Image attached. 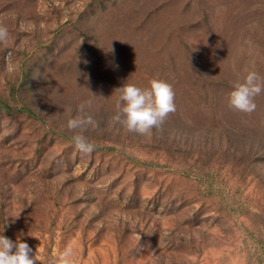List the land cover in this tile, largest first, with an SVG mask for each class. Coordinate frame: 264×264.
Here are the masks:
<instances>
[{
  "label": "rangeland",
  "instance_id": "rangeland-1",
  "mask_svg": "<svg viewBox=\"0 0 264 264\" xmlns=\"http://www.w3.org/2000/svg\"><path fill=\"white\" fill-rule=\"evenodd\" d=\"M0 235L37 264H264V0H0ZM171 85L150 136L112 122L118 88ZM95 150H75L78 106ZM79 131V130H77Z\"/></svg>",
  "mask_w": 264,
  "mask_h": 264
},
{
  "label": "clouds",
  "instance_id": "clouds-1",
  "mask_svg": "<svg viewBox=\"0 0 264 264\" xmlns=\"http://www.w3.org/2000/svg\"><path fill=\"white\" fill-rule=\"evenodd\" d=\"M9 30L0 24V44H7ZM234 90L229 93L228 107L238 112L251 114L257 108L255 97L264 91V78L258 73L248 72L242 82L234 84ZM119 100L116 104V114L112 122L128 133L150 136L153 129H159L168 115L176 111L175 93L168 83L152 80L150 88L141 89L131 84L118 88ZM91 102L78 106V115L67 121L66 128L74 132L72 142L76 151L82 156H90L95 145L84 135L89 128H96V121L86 109ZM79 130V131H77ZM24 242H13L0 235V264H37V252ZM73 249L69 244L58 256L54 264H73Z\"/></svg>",
  "mask_w": 264,
  "mask_h": 264
}]
</instances>
